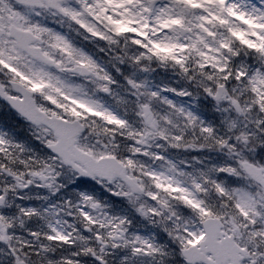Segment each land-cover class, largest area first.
<instances>
[{"label": "snow or ice", "instance_id": "6c2138e0", "mask_svg": "<svg viewBox=\"0 0 264 264\" xmlns=\"http://www.w3.org/2000/svg\"><path fill=\"white\" fill-rule=\"evenodd\" d=\"M0 264H264V0H0Z\"/></svg>", "mask_w": 264, "mask_h": 264}]
</instances>
